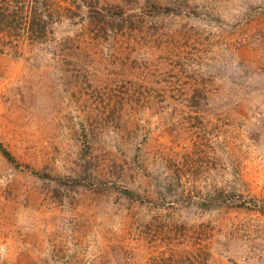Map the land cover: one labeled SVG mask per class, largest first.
Segmentation results:
<instances>
[{"label": "rangeland", "instance_id": "374dc122", "mask_svg": "<svg viewBox=\"0 0 264 264\" xmlns=\"http://www.w3.org/2000/svg\"><path fill=\"white\" fill-rule=\"evenodd\" d=\"M0 144V264H264V0H0Z\"/></svg>", "mask_w": 264, "mask_h": 264}, {"label": "trees", "instance_id": "16d2710c", "mask_svg": "<svg viewBox=\"0 0 264 264\" xmlns=\"http://www.w3.org/2000/svg\"><path fill=\"white\" fill-rule=\"evenodd\" d=\"M0 145H1V144H0ZM0 147H1L2 151H3V154H4L7 158L10 159V157H11L10 152H9L8 150H6L2 145H1Z\"/></svg>", "mask_w": 264, "mask_h": 264}]
</instances>
